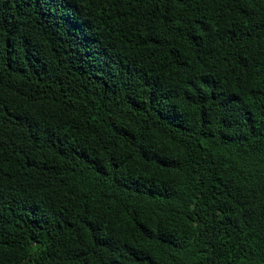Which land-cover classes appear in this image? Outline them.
Listing matches in <instances>:
<instances>
[{
  "label": "trees",
  "instance_id": "obj_1",
  "mask_svg": "<svg viewBox=\"0 0 264 264\" xmlns=\"http://www.w3.org/2000/svg\"><path fill=\"white\" fill-rule=\"evenodd\" d=\"M0 264H264V0H0Z\"/></svg>",
  "mask_w": 264,
  "mask_h": 264
}]
</instances>
